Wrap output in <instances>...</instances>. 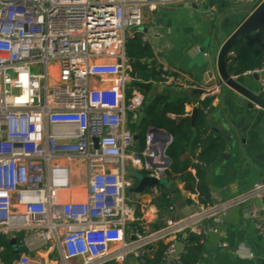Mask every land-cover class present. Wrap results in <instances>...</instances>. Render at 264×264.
<instances>
[{
    "label": "built area",
    "instance_id": "obj_1",
    "mask_svg": "<svg viewBox=\"0 0 264 264\" xmlns=\"http://www.w3.org/2000/svg\"><path fill=\"white\" fill-rule=\"evenodd\" d=\"M145 8L155 6L0 0V238L10 249L0 244V264H125L150 256L160 242L168 243L161 264H175L183 234L204 235L205 223L264 198L261 182L220 203L193 202L189 216L155 230L135 217L126 193L136 185L128 175L160 180L172 142L147 133L136 150L128 128L143 98L126 97L136 82L126 44L142 27ZM160 70L164 82L175 83L168 68ZM254 73L263 95L264 66L245 75ZM222 86L207 89L205 98ZM153 191L149 202L159 196ZM254 227L264 238V223Z\"/></svg>",
    "mask_w": 264,
    "mask_h": 264
},
{
    "label": "crops",
    "instance_id": "obj_2",
    "mask_svg": "<svg viewBox=\"0 0 264 264\" xmlns=\"http://www.w3.org/2000/svg\"><path fill=\"white\" fill-rule=\"evenodd\" d=\"M190 1L169 0L160 5L156 0H149L155 9H144L143 25L135 32L152 51L153 58L146 63L159 69L168 68V75L175 80V83H152L148 93L138 89L132 92L131 97L139 94L143 98L136 119H129L136 150L144 147L146 134L139 130L144 103L160 95L166 96L171 103L183 101L185 116L189 119L207 93L204 87L202 95L195 92L205 83L206 77L199 51L206 47L207 55L211 56L217 43L220 41L222 45L228 40L249 16L245 11L250 5L243 4L241 0H203L196 8L186 6L191 4ZM233 78L258 93V81L252 75ZM236 98L237 94L224 86L212 98L211 109L206 112L205 128L201 130L205 136H200L199 143L195 145L197 138L194 133L181 157L193 182L184 184L176 180L166 189L173 203L172 211L162 208L158 197L149 202L152 191L139 195L128 191L131 194L128 204L134 209L135 217L144 220L150 230L160 228L161 223L168 219L166 214L178 213L174 202L190 198L200 204L197 194L200 179L207 189L209 205L231 199L254 184L264 182V111L258 107L249 110L238 106ZM167 117L172 120L179 118L173 114ZM214 140H220L224 147L205 154ZM188 186L190 191L186 190ZM174 188L175 194L171 195ZM255 221L264 223V198L244 208L231 209L219 223H205V234H197L201 236L202 243L198 264H264V238L258 235ZM127 229L131 233L132 225ZM180 238L182 240L183 235ZM186 248L184 244L179 256ZM125 264L146 263L144 259L130 256Z\"/></svg>",
    "mask_w": 264,
    "mask_h": 264
},
{
    "label": "trees",
    "instance_id": "obj_3",
    "mask_svg": "<svg viewBox=\"0 0 264 264\" xmlns=\"http://www.w3.org/2000/svg\"><path fill=\"white\" fill-rule=\"evenodd\" d=\"M229 54L230 57L227 68L231 76L240 77L247 73L260 70L264 66V28L257 33L239 39L231 47ZM126 57L131 70L130 76L134 81L144 83L151 82L154 84L164 82L161 70L156 65L153 66L146 63L147 60L153 58V55L149 46L142 40L140 35H134L133 38L127 41ZM212 98L213 97H206L199 103L194 127L191 126L188 117L185 116L183 101L171 103L166 96L160 95L144 103L143 120L140 123L139 130L143 132V134H147L148 128L152 127L170 134L172 138V142L166 150V156L170 160V165L166 171V178L169 179L171 183L176 180L184 184L193 182L191 175L187 173L188 166L185 161L181 160V157L194 133H196L197 138L195 145L199 143L197 141L200 136H205V133L201 132V130L205 128L206 112L211 109L213 102ZM168 114H173L179 118L172 120L167 117ZM128 128L130 131L133 130V127L129 124ZM223 147L224 144L220 140L211 141L205 154L217 152ZM197 185L200 205L208 206L211 203L208 198L207 189L201 179ZM159 190L160 194L157 201L160 202V206L172 211L174 207L170 193L166 188H160ZM0 244L4 245L7 251H10L6 240L0 238ZM184 244L187 245V248L185 252L179 256L178 263L175 264H198L202 251L201 236L189 234ZM167 245L168 243L165 242L156 244L151 255L144 258L145 263L161 264L164 260Z\"/></svg>",
    "mask_w": 264,
    "mask_h": 264
},
{
    "label": "water",
    "instance_id": "obj_4",
    "mask_svg": "<svg viewBox=\"0 0 264 264\" xmlns=\"http://www.w3.org/2000/svg\"><path fill=\"white\" fill-rule=\"evenodd\" d=\"M203 0H191L190 5H186L187 7L190 6L192 8H196V6L200 5L199 3ZM243 4H249V8L247 9L246 14L249 16L246 20L236 29V31L226 40L222 45L220 41L217 43V46L213 52V54L207 55L206 47L202 48L199 51V54L202 57V64L204 67V73L206 77H204L205 83H203L200 89L196 90L195 92L199 95L203 94L204 89H209L213 87L215 84L223 85L227 87L231 91L237 94L236 104L246 109H252L254 107H258L259 109L264 111V99L261 95L254 91L253 89L249 88L247 85L241 83L240 81L234 79L228 73V61H229V53L231 47L242 38H245L251 34L257 33L264 28V0H241ZM208 9V8H206ZM252 77L258 81V75L254 73ZM133 85L136 89L143 91L144 93H148L152 88V83H144V82H134ZM222 86V87H223ZM204 87V89H203ZM197 110H194L189 117L191 120L192 126H194L195 118H196ZM149 134H152L154 142L157 141L158 136L165 137L172 141L170 134L158 130L156 128H151L148 131ZM136 139V137H135ZM229 140V139H228ZM171 143V142H170ZM170 145V144H169ZM164 153V149L162 150L161 154ZM224 156V155H221ZM167 166L170 165V160L167 158ZM166 178V172L161 174V179L157 180L150 177L141 176L138 181L136 187L130 189L129 192L132 194H142L147 191H153L156 188H159L161 185V180ZM165 187V186H164ZM168 189L169 187H165ZM187 191L191 190V187L188 186L186 188ZM175 194V189L171 191V195ZM193 205V201L190 198L185 199L182 202H174V206L177 209V214H166L167 218L171 221H178L190 215L191 207ZM186 208V209H185ZM252 210V209H251ZM160 214L163 213L162 210L159 211ZM164 222L161 223L163 225ZM186 234H183V239L180 240L179 243L176 245V255L178 256L183 247H184V239H186ZM10 246L13 249V253L15 258L18 259V251L16 249V240L12 239L10 241Z\"/></svg>",
    "mask_w": 264,
    "mask_h": 264
},
{
    "label": "rangeland",
    "instance_id": "obj_5",
    "mask_svg": "<svg viewBox=\"0 0 264 264\" xmlns=\"http://www.w3.org/2000/svg\"><path fill=\"white\" fill-rule=\"evenodd\" d=\"M128 37V31L126 32V38ZM127 41H128V38H127ZM131 75V74H130ZM136 90V88L133 86V85H128L127 86V90H126V97L127 99H129L131 97V94L132 92ZM132 115H128V118H131ZM130 121V120H129ZM130 125V124H129ZM140 135V134H139ZM141 136V135H140ZM138 152V151H137ZM147 175L146 172H138V171H134L132 174L129 173L128 175V179L131 181V183L133 185H137V181L138 179L141 177V176H145ZM172 183L169 179L165 178V179H162L161 180V185L159 186V189L160 188H165V187H171ZM165 186V187H164ZM173 186V185H172ZM153 195H156L157 192L156 191H152ZM126 196H127V199L130 200V197H131V194L129 193H126ZM126 233L128 234L129 233V230L126 229Z\"/></svg>",
    "mask_w": 264,
    "mask_h": 264
}]
</instances>
